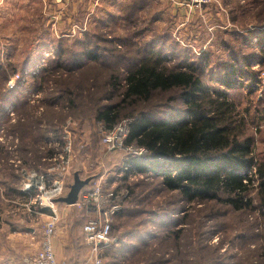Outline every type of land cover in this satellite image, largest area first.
<instances>
[{"label":"rangeland","instance_id":"1","mask_svg":"<svg viewBox=\"0 0 264 264\" xmlns=\"http://www.w3.org/2000/svg\"><path fill=\"white\" fill-rule=\"evenodd\" d=\"M23 1L0 4L3 244L10 230L39 229L43 236L51 209L27 205L32 198L23 188L33 174L66 165L51 157L55 150L65 158L70 142L65 190L78 172L90 175L93 186L98 182L124 195L111 232L116 241L100 251L102 264H264L258 189L249 194L252 209H235L224 193L190 200L168 189L155 172L131 164L145 154L141 148L124 144L109 150L108 128L97 118L112 105L121 109L117 124L143 114L178 118L185 104L176 90L155 91L132 106L123 101L128 72L161 53L165 66H193L212 94L228 93L243 121L239 138L253 137L255 154L264 161V0H212L191 7L183 0H29L26 7ZM229 80L234 84L228 86ZM54 207L57 233L94 264L91 247L89 256L81 241L86 211Z\"/></svg>","mask_w":264,"mask_h":264},{"label":"trees","instance_id":"2","mask_svg":"<svg viewBox=\"0 0 264 264\" xmlns=\"http://www.w3.org/2000/svg\"><path fill=\"white\" fill-rule=\"evenodd\" d=\"M164 61L161 53H152L128 72L123 101L132 106L148 101L155 91L176 90L185 109L178 110V118L161 121L143 114L128 122L126 147L145 150L143 157L132 158L131 164L140 172H155L168 189L179 190L190 200L224 193L235 209H252L249 194L258 189L264 215V161L255 154L253 137L239 138L243 125L235 102L228 100L227 92L216 89L212 94L195 67L169 68ZM120 113L119 106L112 105L99 111L97 118L110 129ZM243 170L249 171L248 175H242Z\"/></svg>","mask_w":264,"mask_h":264},{"label":"built area","instance_id":"3","mask_svg":"<svg viewBox=\"0 0 264 264\" xmlns=\"http://www.w3.org/2000/svg\"><path fill=\"white\" fill-rule=\"evenodd\" d=\"M212 0H183L187 6H202ZM129 133L128 123L116 124L108 129L104 136V143L109 150L120 149L125 144V140ZM49 143V142H48ZM125 147V146H124ZM127 148V147H125ZM130 150V148H128ZM142 152L145 151L141 148ZM65 153L67 156L63 158V154L55 153L53 160L56 162L66 163V165L58 166L57 169H49L46 172H37L31 176L26 182L23 193L30 195L27 205L35 204L38 208L51 209L50 219L45 225L43 239L39 250L35 253L24 257L26 264H66L65 262H57L53 247V237L56 233V215L57 202L56 199L63 196L65 190V181L68 176V170L72 163L71 143L66 146ZM56 167V165H55ZM91 183L89 190L83 192L76 202V205L85 207L90 217L83 226L84 241L90 245L92 249L93 263L102 264V256L100 251L114 245L116 239L112 237L111 232L117 212L121 209L118 200L124 198L119 192L113 190H105L100 183Z\"/></svg>","mask_w":264,"mask_h":264},{"label":"crops","instance_id":"4","mask_svg":"<svg viewBox=\"0 0 264 264\" xmlns=\"http://www.w3.org/2000/svg\"><path fill=\"white\" fill-rule=\"evenodd\" d=\"M4 0H0V4ZM29 0H24V6L28 4ZM45 2V0H42ZM166 1H172L174 3L180 2L179 0H166ZM26 7V6H25ZM197 9V7H194ZM57 142V141H56ZM56 148V146L54 145ZM55 151V150H54ZM53 153L55 154L56 152ZM51 153L50 155H52ZM76 172H74L75 174ZM78 173V172H77ZM80 178L82 179H90V175L82 176L79 174ZM73 182H74V175H73ZM91 181H89L88 184H86L81 190L78 195V199L80 198L81 194L87 190H89L91 186ZM69 187V186H68ZM70 189V187H69ZM68 189L64 190L63 196L67 195ZM23 195V194H22ZM78 201V200H77ZM69 205L62 202H57L56 205ZM75 206H78L73 204ZM81 209L86 211V218L85 221L82 224L81 229V241L82 245H87L88 247V254L90 256V245L86 244L84 241V233H83V226L90 217V213L87 212V209L85 207L79 206ZM46 210V209H45ZM43 216V215H40ZM45 216V213H44ZM29 230V228H27ZM26 230V232H17V231H11L7 233L8 239H6V246L3 244V242L0 240V264H26L24 261V257L30 255L31 253H35L39 250L41 246V242L43 239V236L41 235L39 229L38 230H32L29 231ZM32 230V231H31ZM73 241L69 240V237H65L64 233L61 234L60 232L57 233V225H56V233L53 237V247L55 251V257L57 262H65L67 264H90L91 260L90 257L88 259L83 260V257L81 256V253L77 250V245L72 244ZM93 261V258H92Z\"/></svg>","mask_w":264,"mask_h":264},{"label":"water","instance_id":"5","mask_svg":"<svg viewBox=\"0 0 264 264\" xmlns=\"http://www.w3.org/2000/svg\"><path fill=\"white\" fill-rule=\"evenodd\" d=\"M91 179H82L79 176V173L74 174V182L70 185L69 192L67 195L59 197L56 199V202H62L69 205H73L78 200V195L80 193V190L89 183Z\"/></svg>","mask_w":264,"mask_h":264}]
</instances>
